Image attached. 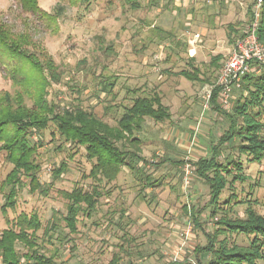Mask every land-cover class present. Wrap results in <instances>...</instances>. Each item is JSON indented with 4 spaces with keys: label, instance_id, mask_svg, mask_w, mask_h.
<instances>
[{
    "label": "rangeland",
    "instance_id": "rangeland-1",
    "mask_svg": "<svg viewBox=\"0 0 264 264\" xmlns=\"http://www.w3.org/2000/svg\"><path fill=\"white\" fill-rule=\"evenodd\" d=\"M202 1L204 17L195 22L189 17L192 4L179 5L175 0H170L169 11L158 21L156 12L166 7L162 0H139L140 7L128 0H39L44 11L59 10L57 20L50 22L23 12L14 0H0V18L16 32L32 35L38 48L58 66L62 77L49 86V101L60 108L81 106L116 125L133 97L157 92L171 112V118L160 122L146 118L138 134L143 140L145 173L125 166L115 182L103 184L98 208L91 216L80 215L76 233H69L65 226L67 200L62 192L78 185L91 190L96 181L85 175L93 161L83 147L54 136L53 128L33 135L36 143L43 142L37 160L47 194L32 192L24 178L17 208L9 210L8 216L37 213L43 224L39 242L47 254L57 250L56 264H108L115 253H121V264L195 263L205 256L200 250L210 244V235L216 236L215 231L223 226L219 221L246 219L248 207L264 216V159L255 162L241 154L239 139L221 147L219 160L240 159L248 178L228 185L219 203L210 202V187L195 171V162L211 156L212 145L230 127L227 116L216 108V104L221 106L218 97L216 103L211 100L205 106L206 89L219 73L211 62L222 56V64L228 58L250 22L248 9L254 2ZM194 65L206 70L211 82L180 74L194 71ZM103 82L114 85L106 91ZM17 88L0 70V93H14ZM243 94L242 87L234 89L230 110ZM63 161L67 169L56 174ZM12 168L1 153L0 234L9 226L1 211L8 193L2 182ZM52 227L49 237L45 230ZM127 232L134 238L128 253L121 251ZM225 237L240 246H248L252 239L242 232L221 233L217 239Z\"/></svg>",
    "mask_w": 264,
    "mask_h": 264
},
{
    "label": "trees",
    "instance_id": "trees-1",
    "mask_svg": "<svg viewBox=\"0 0 264 264\" xmlns=\"http://www.w3.org/2000/svg\"><path fill=\"white\" fill-rule=\"evenodd\" d=\"M14 1L23 12L45 21H55L60 14L59 10L56 13L44 11L39 0ZM128 1L137 7V0ZM248 10L251 15L252 5ZM247 28L248 25L239 38L246 35ZM258 34L264 42V5ZM36 43L28 32H16L11 24L0 18V70L18 86L14 93H0V154L5 153L6 160L13 165L2 182V188L8 189V193L1 211L9 224L0 234L2 264H56L57 250L47 254L44 244L39 242L38 231L43 227L39 215L23 211L13 219L8 216L9 210L17 208L24 178L28 179L32 192L40 190L47 194L48 189L39 178L42 166L37 160L38 148L43 146V142L34 141L35 133L53 128L54 136L59 134L66 143L83 147L88 159L93 161L90 173L85 175L96 181L92 189L86 190L78 185L71 191L62 192L67 200V212L63 216L65 226L69 233H76L80 215L91 216L98 208L103 184L115 182L125 166L135 173H145L141 164L145 161L141 155L143 140L138 134L146 118L158 122L171 118L169 107L157 92L133 97L131 104L124 106L125 111L116 125L81 106L60 108L48 100V88L53 82H59L62 75L52 57L40 50ZM221 58L215 57L211 65L220 69ZM194 68V71L183 70L180 74L189 80L211 82V75L206 70L202 71L197 65ZM103 83L106 91L107 86L114 85ZM242 88L243 98L236 101L232 110L216 104V108L229 119L230 127L218 144L212 145L211 156L200 157L195 162V171L210 187V202L213 204L220 202V196L228 185L248 178L240 159L226 157L224 162L219 160L223 145L239 139L241 154L255 162L264 159V66L259 73L251 71L245 77ZM132 92L136 94L137 90ZM218 94L219 89L215 88L212 102L216 103ZM66 169L67 163L63 161L55 172L61 173ZM150 178L146 176V180ZM149 184L152 185V182ZM219 224L224 227L215 231L216 236L210 235V244L200 250V254L205 255L203 258L198 257L195 263L171 261L168 264H258L264 261L263 215L248 207L246 219H226ZM52 231L53 227L47 228L45 234L52 237ZM228 232L252 236L250 244L240 246L229 243L227 237L217 239L221 233ZM123 239L125 244L121 245V251L128 253L134 238L127 232ZM209 255L212 258H208ZM121 259V253H115L108 264H121Z\"/></svg>",
    "mask_w": 264,
    "mask_h": 264
},
{
    "label": "built area",
    "instance_id": "built-area-1",
    "mask_svg": "<svg viewBox=\"0 0 264 264\" xmlns=\"http://www.w3.org/2000/svg\"><path fill=\"white\" fill-rule=\"evenodd\" d=\"M251 19L246 35L237 40L233 50L219 69L218 77L205 92V101L212 100L213 91L219 89L218 101L225 109L231 107L232 92L243 86L245 77L251 72L259 73L264 66V42L259 38L264 0H254Z\"/></svg>",
    "mask_w": 264,
    "mask_h": 264
},
{
    "label": "crops",
    "instance_id": "crops-1",
    "mask_svg": "<svg viewBox=\"0 0 264 264\" xmlns=\"http://www.w3.org/2000/svg\"><path fill=\"white\" fill-rule=\"evenodd\" d=\"M137 1H139V0H137ZM173 1V0H172ZM179 1L180 0H175V2H177L179 5H183L182 3H184V4H187V2H189V3H191L192 4V6H193V8L191 9V11H192V14H190L189 15V17L193 20V19H195L194 21L195 22H198V20H201L203 17H204V15H202L201 14V12L203 11L202 10V6H203V4H202V0H181V2L179 3ZM170 3V0H162V3L161 4H166V7H165V9L164 10H158L157 12H156V19H157V21H158V19H160L161 17L163 18V17H165L166 16V12H168L169 11V4ZM252 5V4H251ZM137 7H140V4L138 3V5H137ZM182 8V6L179 8V9H181ZM159 9V8H158ZM152 10V9H151ZM157 10V9H156ZM187 10V9H186ZM160 11V12H159ZM162 24H163V22H162ZM161 24V27L163 26ZM160 25V24H159ZM156 25L154 24L153 25V27H155ZM158 26V25H157ZM165 26V25H164ZM167 27V26H166ZM163 28V27H162ZM163 29H165V28H163ZM197 33V32H196ZM196 35H198L197 37H200V34L199 33H197Z\"/></svg>",
    "mask_w": 264,
    "mask_h": 264
}]
</instances>
